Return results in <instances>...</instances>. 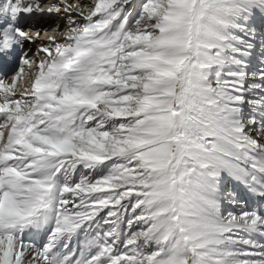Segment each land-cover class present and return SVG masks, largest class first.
Listing matches in <instances>:
<instances>
[{
	"label": "snow or ice",
	"instance_id": "1",
	"mask_svg": "<svg viewBox=\"0 0 264 264\" xmlns=\"http://www.w3.org/2000/svg\"><path fill=\"white\" fill-rule=\"evenodd\" d=\"M0 264H264V0H0Z\"/></svg>",
	"mask_w": 264,
	"mask_h": 264
},
{
	"label": "bare ground",
	"instance_id": "2",
	"mask_svg": "<svg viewBox=\"0 0 264 264\" xmlns=\"http://www.w3.org/2000/svg\"><path fill=\"white\" fill-rule=\"evenodd\" d=\"M44 2L47 3V0H44ZM86 2H87V0H86ZM50 26H54V22L45 20V21H39L36 24V27H42L45 29L49 28Z\"/></svg>",
	"mask_w": 264,
	"mask_h": 264
}]
</instances>
